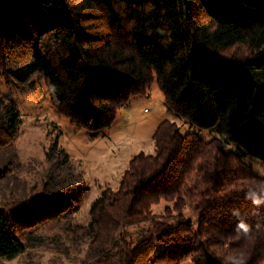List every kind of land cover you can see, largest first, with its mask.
Here are the masks:
<instances>
[{
	"label": "trees",
	"instance_id": "1",
	"mask_svg": "<svg viewBox=\"0 0 264 264\" xmlns=\"http://www.w3.org/2000/svg\"><path fill=\"white\" fill-rule=\"evenodd\" d=\"M0 72L16 89L42 78L59 113L94 137L154 79L177 117L219 134L161 122L154 154L135 155L81 225L90 185L58 139L42 180L19 182L23 118L0 91V182L12 184L0 261L66 254L47 228L85 245L80 264H264V177L245 161L264 163V0H0Z\"/></svg>",
	"mask_w": 264,
	"mask_h": 264
},
{
	"label": "rangeland",
	"instance_id": "2",
	"mask_svg": "<svg viewBox=\"0 0 264 264\" xmlns=\"http://www.w3.org/2000/svg\"><path fill=\"white\" fill-rule=\"evenodd\" d=\"M0 91L12 100L22 114L23 124L16 140L21 166L18 180L21 185H32L42 180L47 163L45 151L58 139L59 144L71 155L81 168L90 185V191L80 212L75 217L78 224L89 220L91 202L107 187L116 189L120 178L128 168L130 160L140 152L154 154L153 134L158 125L165 121H174L182 133L195 132L204 140L219 137L217 131L191 126L176 116L166 104L157 79L151 84L147 95H140L122 106L116 122L111 129L94 137L85 129H77L71 121L63 116L53 105L49 90L42 78L36 80L35 86L26 89L13 88L0 72ZM228 149L235 148L227 146ZM245 161L253 170L264 177V163L247 156ZM12 184L0 182V200L2 194L9 195ZM171 202L164 201L154 207L157 213H163ZM186 214L195 220V214L187 210ZM44 236L57 238L60 247L67 248L63 254L50 247L28 249L24 254L11 260H2L0 264H80L85 254V245L73 242V238L58 229L43 230ZM75 245H74V244ZM182 264H192L188 258Z\"/></svg>",
	"mask_w": 264,
	"mask_h": 264
},
{
	"label": "clouds",
	"instance_id": "3",
	"mask_svg": "<svg viewBox=\"0 0 264 264\" xmlns=\"http://www.w3.org/2000/svg\"><path fill=\"white\" fill-rule=\"evenodd\" d=\"M260 201L259 200H257V199H253V203H256V204H258ZM238 264H243V259H240L239 261H238Z\"/></svg>",
	"mask_w": 264,
	"mask_h": 264
}]
</instances>
